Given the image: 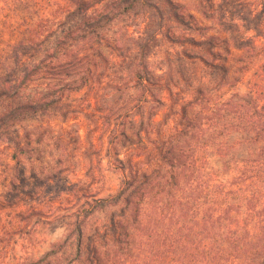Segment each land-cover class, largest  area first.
Masks as SVG:
<instances>
[{"label":"rangeland","instance_id":"obj_1","mask_svg":"<svg viewBox=\"0 0 264 264\" xmlns=\"http://www.w3.org/2000/svg\"><path fill=\"white\" fill-rule=\"evenodd\" d=\"M156 1L188 22L180 26L168 20L150 41L149 54L141 60L150 73L144 86L137 83L132 68L138 67L136 53L145 39L144 14L116 17L102 29L99 55L87 60L91 69L87 83L77 91L64 92L54 111L18 123L17 132L7 131L0 140V264L35 261L67 234L77 237L78 231L83 235L84 250L86 236L105 230L122 215L129 218L133 212L132 204L127 206L124 199L128 191L117 201L92 211L90 204L95 199L117 194L131 173L154 163L158 148L188 119L197 125L206 123L211 109L225 108L224 102L230 97L248 91L247 80L264 63V51L253 56L251 69L242 74L237 70L242 64L234 63L233 56L225 52L223 39L233 35L241 44L232 50L234 55L242 54L246 42L264 46V27L260 32L253 21L242 20L232 4L242 1L238 9L244 14H264L261 0H171L174 9L164 0ZM60 34L61 28L47 39L46 47L52 48ZM5 39L12 40V36L8 34ZM202 59L226 67L229 64L231 70L224 74ZM82 71L68 69L70 74H66L55 67L46 74L43 85L48 81L46 87L58 89L76 80ZM35 90L26 91L23 99ZM188 131L173 146L175 157L186 161L198 153L195 131ZM211 136L209 132L204 135L206 139ZM245 137L241 131H228L214 139L200 153L207 158L206 171L218 174L223 181L234 175L235 165L222 173V154L233 156V161L241 159L246 155ZM179 182L183 189L172 187L170 193L185 201L193 196V190L188 189L193 185L185 178ZM155 191L153 187L152 193ZM160 194L163 200H172L169 193L156 195ZM134 197L132 200H137ZM155 203L154 207L148 194L144 195L141 217L153 215L158 207V201ZM161 225L157 224L158 230ZM133 228L131 232L136 231ZM137 232L141 235L143 230ZM77 248L76 240L65 244L50 256V263L67 264Z\"/></svg>","mask_w":264,"mask_h":264},{"label":"trees","instance_id":"obj_2","mask_svg":"<svg viewBox=\"0 0 264 264\" xmlns=\"http://www.w3.org/2000/svg\"><path fill=\"white\" fill-rule=\"evenodd\" d=\"M261 1L264 4V0ZM164 2L170 4V8L175 6L171 0ZM232 2L241 19L248 23L253 21L254 28L262 32L264 14L249 11L244 14L238 9L242 1ZM130 13L144 14L146 21L145 39L136 53L140 58L138 67H132L137 83L144 86L150 73L141 60L149 54L150 41L168 20L180 26L188 22L177 11L169 12L156 0H0V140L7 131L17 132L18 123L39 113L54 111L64 92L82 88L91 70L87 60L99 55L102 29L114 18ZM59 28L61 34L54 46L46 47L47 39ZM8 34L12 40L5 39ZM223 41L225 52L233 56L232 61L242 64L237 68L242 74L251 69L253 56L264 51V46L258 48L250 41L244 44L241 55H234L232 50H237L241 44L233 35ZM227 58H223L225 64ZM207 64L214 70L222 69L224 74L231 70L229 64L227 67ZM55 67L66 74H70L68 69L84 71L76 80L50 89L46 87L48 81L43 85V80H47L46 74ZM177 69L179 72V66ZM247 85L248 91L230 97L224 102L225 108L216 107L206 113V123L197 125L188 119L158 148L154 163L145 170L131 173L129 179L122 181L117 194L95 199L90 204L92 211L104 208L128 191L124 199L127 206H133L129 218L122 215L119 221L112 220L105 230L86 236L84 250L81 231L74 238L69 233L45 256L27 264H51L50 256L73 240L78 251L67 264H264V63L253 70ZM32 87L36 90L23 99L22 94ZM188 130L195 131L198 153L186 161L175 157L173 146L178 137L190 132ZM228 131L246 134L247 145L246 155L239 160L233 161V156L222 154V173L236 167L234 175L223 181L218 174L206 171L207 158L200 153ZM206 132L212 135L210 139L204 137ZM181 178L193 185L188 188L193 190V196L186 197L185 201L170 193L172 187L176 191L183 189L178 187ZM153 187L156 191L152 193ZM161 192L169 193L172 200L167 202L162 194L156 195ZM146 194L154 207L158 201V207L153 215L147 213L141 217L140 206ZM132 195L137 196V200H132ZM140 218L147 221L143 223ZM157 224L166 225L158 230ZM131 227L143 233L131 232Z\"/></svg>","mask_w":264,"mask_h":264}]
</instances>
